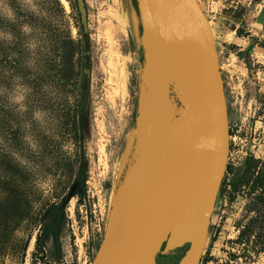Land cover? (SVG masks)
<instances>
[{"label": "rangeland", "instance_id": "obj_1", "mask_svg": "<svg viewBox=\"0 0 264 264\" xmlns=\"http://www.w3.org/2000/svg\"><path fill=\"white\" fill-rule=\"evenodd\" d=\"M10 2L18 20L12 25V46L0 44V85L10 88L13 78L22 77L31 92L22 118L10 108L6 97L0 96V154L12 158L7 154L11 150L26 155L54 183L46 194L36 193L31 187L32 173L12 160L23 170L22 183L29 185L35 201L32 220L22 223L9 240L0 243V264H91L111 209L127 188L126 171L136 158L134 130L142 117L138 96L145 61L137 5L135 0H84L88 63L79 49L73 60L75 78L62 82L56 73L60 52L67 49L66 30L75 42H83L75 0H42L47 22H38L25 13L26 23H40L51 42L41 56L42 67L36 72L26 67L27 37L23 46L18 43L23 38V12L16 0ZM197 2L213 36L228 128L225 169L199 264H264V185L254 186L257 173L252 181L242 184L248 164L257 162V172L264 164V0ZM10 26L4 25L6 29ZM86 64L89 91L79 124L74 108L77 84ZM157 73L161 74L158 79ZM148 76L153 83L145 89L151 100L153 122L156 120L154 123L160 127L162 121H157L165 114L178 119L182 102L174 85L154 66ZM53 91L54 98L50 95ZM36 109H47L53 117L44 128L32 120ZM28 122L40 142L41 150L35 155L23 143ZM80 164L85 189L79 198ZM3 195L0 189V199ZM51 203L64 208L65 218L57 248L48 240L41 254L35 247L40 223H32L36 213ZM241 231L245 236L240 241ZM25 242L23 254L21 247ZM187 248L188 244H184L161 253L158 262L168 264L164 255L181 258Z\"/></svg>", "mask_w": 264, "mask_h": 264}, {"label": "water", "instance_id": "obj_2", "mask_svg": "<svg viewBox=\"0 0 264 264\" xmlns=\"http://www.w3.org/2000/svg\"><path fill=\"white\" fill-rule=\"evenodd\" d=\"M75 1L85 30L84 1ZM135 1L144 49L165 61L183 97L184 139L164 167L127 185L91 264H145L163 236L154 261L158 253L188 244L176 264H199L228 154L213 36L197 0Z\"/></svg>", "mask_w": 264, "mask_h": 264}, {"label": "trees", "instance_id": "obj_3", "mask_svg": "<svg viewBox=\"0 0 264 264\" xmlns=\"http://www.w3.org/2000/svg\"><path fill=\"white\" fill-rule=\"evenodd\" d=\"M84 1V0H83ZM76 2V1H75ZM136 3V1H135ZM137 4V3H136ZM77 10V8H76ZM78 12V11H77ZM22 22H27V15L25 13H21ZM138 14V11H137ZM79 15V14H78ZM86 15V12H85ZM80 20V18H79ZM140 24V23H139ZM262 26L264 29V20L262 22ZM79 28V27H77ZM11 31L13 30L12 25L10 26ZM79 33L82 35V43L79 44L73 40L70 35V31L66 30L64 35L66 51L61 50L59 58L61 59L59 62L60 68L57 71V77L63 81L72 82L75 78L74 73V57L78 53V50H82L83 55L85 56L86 62L88 63V36L82 28V24L80 26ZM22 39L19 40L18 43L20 45L24 44L23 41L25 36L22 35ZM64 45V46H65ZM23 46V45H22ZM24 50V49H23ZM87 65V64H86ZM84 69V68H83ZM89 72L82 73V79L77 84V100L75 101L74 108V118L80 124L83 121L84 109L86 100L88 97L89 91ZM75 90V89H74ZM78 135L81 134V129H78ZM5 155L0 154V189L3 190L4 195L0 199V243H4L5 240H9L12 237L13 233L21 226L22 223L31 221V213L32 208L34 206V201L31 197V192L29 189V185L25 186L22 183L23 170L12 161L11 157H4ZM257 162H252L247 165L245 169V173L243 176L242 184H247L253 175L257 173V175L253 179L254 186H263L264 185V164L262 165V170L258 169L257 172ZM79 176H78V196L84 192L85 189V174L83 171V165H79ZM24 178V177H23ZM35 219L33 221V225L40 223L39 233L35 238V247L42 254L44 246L48 240H51L52 245L55 248L58 246V234L61 229V226L64 222L65 213L64 208L60 207L59 204L51 203L42 207L35 215ZM244 231H241L238 235V239L241 241L244 237ZM249 236V235H248ZM9 237V238H8ZM244 241H247L245 239ZM7 242V241H6ZM27 242H25L21 247V253L24 254L26 250ZM264 251V249H263ZM22 254V256H23ZM161 254L158 253L155 257V264H160L158 262V258ZM168 257V264H176L180 259L174 257L172 255H164Z\"/></svg>", "mask_w": 264, "mask_h": 264}, {"label": "clouds", "instance_id": "obj_4", "mask_svg": "<svg viewBox=\"0 0 264 264\" xmlns=\"http://www.w3.org/2000/svg\"><path fill=\"white\" fill-rule=\"evenodd\" d=\"M16 3L22 12L35 17L38 22H47V13L43 7L42 0H16ZM17 20L16 8L12 6L10 0H0V44L12 46L15 37L11 29H6L4 25L16 24ZM20 31L27 37L24 45L29 56L26 61V67L32 72L39 71L42 67L41 56L51 45V42L47 39V32L40 23L35 25L22 24ZM30 92L31 87L23 82L22 77L13 78L10 88L7 85H0V96L6 97L10 108L19 114L21 118L27 111L26 101ZM50 95L54 98L56 93L53 91ZM52 118L51 113L47 109H36L32 113V120L41 128L46 127ZM23 143L33 155L41 150L38 138L31 132V122H28V131L25 133ZM0 146H3L2 140H0ZM7 154L11 155L12 159L20 167L32 173L31 187L33 191L44 195L51 190L54 183L52 177L42 174L39 166L34 161L29 160L26 155H21L18 151L9 150Z\"/></svg>", "mask_w": 264, "mask_h": 264}, {"label": "bare ground", "instance_id": "obj_5", "mask_svg": "<svg viewBox=\"0 0 264 264\" xmlns=\"http://www.w3.org/2000/svg\"><path fill=\"white\" fill-rule=\"evenodd\" d=\"M144 56L145 61L141 68L142 83L138 96V104L142 110V117L139 120L137 128L134 130V133L137 135V143L135 146L136 158L135 163L130 165L126 171L124 179L126 185L132 184L142 178L149 177L164 167L171 159L178 144L184 139V131L180 129L183 107L179 110L181 116L178 119H170L171 114H165L157 121V123L162 121L160 127H158V124L154 123L156 120L153 122L155 118L153 119V114L151 113V100L145 89L146 86L153 83L148 74L154 66L164 74L169 82L172 84L173 82L165 61L159 55L151 50H146ZM177 95L180 102L183 103V97L178 93ZM127 146H129V144ZM165 237L166 236H163L157 242L145 264H155L154 256Z\"/></svg>", "mask_w": 264, "mask_h": 264}]
</instances>
